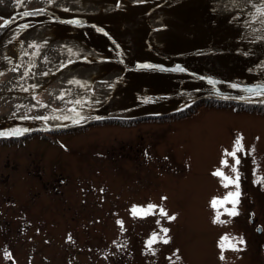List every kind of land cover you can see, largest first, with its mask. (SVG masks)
I'll list each match as a JSON object with an SVG mask.
<instances>
[{
	"label": "rangeland",
	"instance_id": "1",
	"mask_svg": "<svg viewBox=\"0 0 264 264\" xmlns=\"http://www.w3.org/2000/svg\"><path fill=\"white\" fill-rule=\"evenodd\" d=\"M22 72L4 73L0 88L25 86ZM79 89L77 81L73 88L58 81L36 99L0 96V119L47 115L46 105L71 103ZM47 137L0 142V264H263V114L200 106L170 121L103 123ZM149 205L156 206L150 215L132 212Z\"/></svg>",
	"mask_w": 264,
	"mask_h": 264
},
{
	"label": "water",
	"instance_id": "2",
	"mask_svg": "<svg viewBox=\"0 0 264 264\" xmlns=\"http://www.w3.org/2000/svg\"><path fill=\"white\" fill-rule=\"evenodd\" d=\"M29 1L0 11V52L7 61L0 77L28 50L38 55L55 41L76 40L92 53L67 60L31 87L0 89V96L34 97L65 72L103 66L85 83L87 96L98 79L114 69L121 74L111 92L85 110L80 99L61 110L51 108L49 116L0 119V131L25 124L23 131L0 138L74 130L108 118L161 116L205 99H264V0H102L95 12L64 7L59 0L27 8ZM157 15L161 24H154ZM44 27L41 41L23 46ZM156 35L162 43L154 41Z\"/></svg>",
	"mask_w": 264,
	"mask_h": 264
},
{
	"label": "trees",
	"instance_id": "3",
	"mask_svg": "<svg viewBox=\"0 0 264 264\" xmlns=\"http://www.w3.org/2000/svg\"><path fill=\"white\" fill-rule=\"evenodd\" d=\"M200 106H202V107H213V108H233L235 110L256 112V113L264 115V103L247 104V103H235V102H222V101H218V100L207 99V100L197 102L194 105H192L186 109L171 113L167 116L143 117V118L144 119L153 118V119H160V120L163 119V120H169L170 121V120L177 119L179 117H183L185 115L191 114ZM139 119H142V118H139ZM136 121H137V119H134V120L111 119L107 123L130 125V124L135 123ZM6 140L10 142V140H12V139H0V142H4Z\"/></svg>",
	"mask_w": 264,
	"mask_h": 264
},
{
	"label": "snow or ice",
	"instance_id": "4",
	"mask_svg": "<svg viewBox=\"0 0 264 264\" xmlns=\"http://www.w3.org/2000/svg\"><path fill=\"white\" fill-rule=\"evenodd\" d=\"M142 67H149V65H143ZM78 122V121H77ZM236 143H237V145H239L240 144V141L239 140H237L236 141ZM242 147V146H241ZM241 150V148H237V151H240ZM229 155H231V156H233V157H235L236 156V153L235 152H232V153H229ZM236 164H239V159H236ZM214 175H222L219 171H217L216 173H214ZM238 176H237V178H236V183L238 184ZM238 196H239V193H234V194H230V199H231V202L232 203H236L237 202V200L236 199H232V197H237L238 198ZM217 203H218V201H216V200H213V202H212V206L215 208L216 206H217ZM156 206L155 205H149L148 206V208L147 209H137V208H133L132 209V212H133V214L134 215H140V214H143V215H150V214H152V210L155 208ZM160 214L162 215V216H165V217H167L168 219H175V217H173V216H168V213L166 212V211H164L163 209H160ZM229 214L230 215H233V216H235V215H237V212L235 211V209L233 208L230 212H229ZM162 232H164L165 234L168 232V229H162L161 230ZM156 235L154 234L153 235V237H152V239L149 241V246H151V244L152 243H154L155 241H156ZM163 242L164 243H168V240L167 239H164L163 240ZM243 241H241V243H242ZM223 258V257H222Z\"/></svg>",
	"mask_w": 264,
	"mask_h": 264
},
{
	"label": "bare ground",
	"instance_id": "5",
	"mask_svg": "<svg viewBox=\"0 0 264 264\" xmlns=\"http://www.w3.org/2000/svg\"><path fill=\"white\" fill-rule=\"evenodd\" d=\"M6 64H7V61L2 60V54L0 52V73L4 70ZM45 119H47V121L49 120L48 118H45ZM24 127H25L24 123L13 124V125L7 127L6 129L1 130L0 135L14 134V133L23 131Z\"/></svg>",
	"mask_w": 264,
	"mask_h": 264
},
{
	"label": "flooded vegetation",
	"instance_id": "6",
	"mask_svg": "<svg viewBox=\"0 0 264 264\" xmlns=\"http://www.w3.org/2000/svg\"><path fill=\"white\" fill-rule=\"evenodd\" d=\"M252 219H253V218H252ZM253 221H254V220H253ZM253 221L250 220V223L252 224ZM258 227L260 228V229H259V232H258V230H257ZM261 231H262V229H261L260 226H257V227L255 228V232H256V233L261 234ZM263 264H264V262H263Z\"/></svg>",
	"mask_w": 264,
	"mask_h": 264
}]
</instances>
